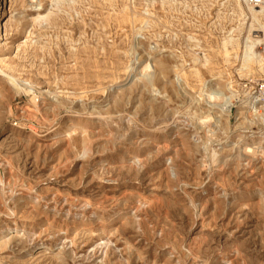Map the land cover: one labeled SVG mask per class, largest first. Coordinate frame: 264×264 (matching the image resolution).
I'll list each match as a JSON object with an SVG mask.
<instances>
[{"label":"rangeland","instance_id":"rangeland-1","mask_svg":"<svg viewBox=\"0 0 264 264\" xmlns=\"http://www.w3.org/2000/svg\"><path fill=\"white\" fill-rule=\"evenodd\" d=\"M5 2L0 264H264V15Z\"/></svg>","mask_w":264,"mask_h":264},{"label":"built area","instance_id":"built-area-1","mask_svg":"<svg viewBox=\"0 0 264 264\" xmlns=\"http://www.w3.org/2000/svg\"><path fill=\"white\" fill-rule=\"evenodd\" d=\"M245 4L248 7H260L264 4V0H244ZM249 46L252 50V52L262 55L264 54V37L262 36H253L249 40ZM258 47H262V50H257ZM252 105L249 106L251 108L254 104L263 103L264 104V79H262L260 82L257 83L256 87L254 88V91L252 93ZM254 111V109H253ZM263 112V111H262ZM262 112H258L257 114H260ZM256 116V114H255Z\"/></svg>","mask_w":264,"mask_h":264},{"label":"bare ground","instance_id":"bare-ground-1","mask_svg":"<svg viewBox=\"0 0 264 264\" xmlns=\"http://www.w3.org/2000/svg\"><path fill=\"white\" fill-rule=\"evenodd\" d=\"M242 2V0H240ZM244 1V0H243ZM7 2V0H6ZM5 2V3H6ZM38 7V6H37ZM35 8V7H34ZM36 9V8H35ZM248 10H249V13H250V16L251 18L254 20V21H258L259 20V17L260 14L264 15V4L261 5L260 7H248ZM248 14V13H247ZM249 15V14H248ZM1 13H0V17H1ZM264 29V28H263ZM263 30L261 29H255L253 31V34L255 35L256 33L258 34V32H261ZM256 34V35H257ZM18 58V57H17ZM243 61L245 62L246 65L250 64V63H257L259 64V66L264 69V57L262 58H258L256 57V53L252 52L251 51V48L249 46V42L246 43V46H245V50H244V54H243ZM0 63H4V60L2 58H0ZM7 65V64H6ZM0 74H4L3 73V69L2 67H0ZM223 96V95H222ZM226 102V101H225ZM245 103V102H244ZM227 105V103H226ZM234 105V104H233ZM222 108V107H221ZM228 111V110H227ZM256 112V111H255ZM264 153V152H263ZM53 248V247H52Z\"/></svg>","mask_w":264,"mask_h":264}]
</instances>
